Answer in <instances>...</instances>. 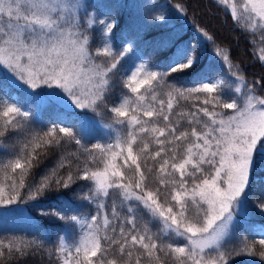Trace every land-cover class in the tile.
Instances as JSON below:
<instances>
[{
    "label": "snow or ice",
    "instance_id": "snow-or-ice-1",
    "mask_svg": "<svg viewBox=\"0 0 264 264\" xmlns=\"http://www.w3.org/2000/svg\"><path fill=\"white\" fill-rule=\"evenodd\" d=\"M229 6L234 19L260 28L264 37V0H247L240 17L237 5ZM128 7L126 0L103 7L90 0H0V171L10 174L0 205L19 207L27 199L39 207L50 193L65 195L79 184L78 198L96 205L94 215L82 216L71 201L40 210L69 228L87 229L72 250L59 238L58 252H68L63 264H72V251L75 264H142L145 255L162 264L161 252L174 264H232L234 257L255 255V238L244 233L258 232L264 248V226L257 229L251 219L264 216V193L249 203L264 175V95H257L264 81L249 84L239 71L231 80L208 72L191 85L169 79L191 71L198 54L169 30L170 16L157 11L154 0H136V15L120 29L119 15ZM175 7L185 11L183 4ZM146 29L158 32L152 53L174 49L164 68L143 61ZM125 57L132 64L121 86L129 91L113 99ZM259 59L264 62V48ZM180 98L202 100L189 127L179 122V111L172 119ZM45 113L50 123L37 130ZM108 113L111 122L104 119ZM49 146L61 149L55 167L29 182L40 163L38 149ZM33 246L3 245L9 255ZM137 246L143 252L134 259ZM110 252L118 256L109 258Z\"/></svg>",
    "mask_w": 264,
    "mask_h": 264
},
{
    "label": "trees",
    "instance_id": "trees-1",
    "mask_svg": "<svg viewBox=\"0 0 264 264\" xmlns=\"http://www.w3.org/2000/svg\"><path fill=\"white\" fill-rule=\"evenodd\" d=\"M109 2L110 0L106 3H93L92 0L90 1L94 6L100 5L101 7ZM154 3L157 11L164 10L166 14L170 16L173 28L169 30L177 34L179 42L193 48L199 56V63L191 71L188 73H173L169 79L174 78L180 84L191 85L192 82L199 80L201 76L208 72L212 73L211 78L213 79L231 80L234 78L233 72L239 71L249 84L264 81V62L259 59L261 49L264 48V37L260 36V28L251 30L247 25L245 26L241 23L239 19H234L232 13L229 12L224 5H221L218 0H154ZM177 3L184 5V12H179L177 10L175 7ZM140 14L145 21L149 24L151 23V21L148 20L146 10H142ZM130 15H136V10L131 5L121 11L119 15L120 29L127 28ZM204 32L211 36V39L203 35ZM156 35H158V32L155 30L146 29L144 31L141 54L143 55V61L147 64L153 65L157 63L164 68L167 56L174 51V49H169L167 53H152V37ZM119 42L120 32H117L116 44L118 45ZM113 50H116L115 47ZM225 55L229 57V60L225 61L223 59ZM100 59L103 61L105 58L101 57ZM135 63L138 65L141 61L137 60ZM121 64L124 68L121 72L117 73L115 78L116 88L114 89L113 99L120 96L122 91H129L127 88H122L121 76L128 70L132 61L125 57L124 60L121 61ZM230 66L232 71H229ZM141 91H143V89ZM129 95L132 94L129 93ZM208 95L210 96L212 94ZM257 95H264V93L259 91V84H257ZM162 98L167 100L166 95H163ZM194 105L203 106L202 100L180 98L178 105L174 106L172 119L177 120L175 114L179 111L183 113L179 122L189 127L188 121L192 119L191 113L196 112V107H194ZM208 107L209 110H212L211 105H208ZM217 111L224 110L217 109ZM88 115L94 114L89 111ZM55 118V116L52 117V119ZM113 118V114L111 113L106 114L104 117L106 122H111ZM197 118L207 120V117H204L202 113H199ZM145 119H147V117H145ZM49 123L48 114L45 113L43 123L35 124L34 127L37 130H43ZM9 143L15 144L16 142L13 140ZM61 143L63 144V141ZM18 148L19 146L10 149V151H17ZM68 150H65L64 154H67ZM0 151H2V149H0ZM38 151L40 152V163L38 166L31 169V174L27 177L29 182L33 178L39 181L45 172H49L55 167L57 160L61 156V149L57 147L49 146L46 149H38ZM96 163L99 164L100 167L103 166L99 159H97ZM148 163L150 165L152 162L149 161ZM17 171L19 172V170ZM61 171H63V169H61ZM129 175H131V172H129ZM9 183L10 174L0 171V187L7 190ZM84 183L86 182H80V184ZM80 191L81 188L78 184L74 186L73 191L65 195L50 193L48 197L43 198V202L39 207L34 206L35 202L27 199L19 202V205L25 206L34 217L35 223L28 228H0V252L4 253V255L0 256V264H61L64 254L68 256V252L63 254L58 252L59 238L65 237L70 245L69 250H72L73 246L78 242L82 231L86 229H82L79 226L74 229L69 228L63 221H59L54 217L41 216L40 210L49 209V206L54 208L58 203L71 201L72 205L79 209L82 216L90 217L94 215L96 213V205L88 204L79 199L77 193ZM261 193H264V175L257 178L249 203L253 204ZM9 206L13 205H0V207ZM145 219H147V217H145ZM251 219L254 221L257 229L264 226V216L256 214L252 216ZM98 223L101 229H103L102 220L98 221ZM114 223L117 222L114 221ZM150 227L153 232L158 231V227L154 223L151 224ZM244 236L249 241L255 238V245L253 247L255 255L234 257L232 264H264V260L260 258V253L264 252V248L258 243L260 238L259 233L245 232ZM30 241L34 242V246L23 253H13L9 255L8 249L3 247V245H8L9 243L22 246ZM142 252L143 250L139 249L137 246V249L134 251V259ZM71 255L72 264H75L74 251H72ZM113 255L118 256V253L110 252L109 258ZM159 256L162 264H174L173 259L166 256L163 252L159 253ZM142 264H156V261L154 259H149L145 255L142 257Z\"/></svg>",
    "mask_w": 264,
    "mask_h": 264
},
{
    "label": "rangeland",
    "instance_id": "rangeland-1",
    "mask_svg": "<svg viewBox=\"0 0 264 264\" xmlns=\"http://www.w3.org/2000/svg\"><path fill=\"white\" fill-rule=\"evenodd\" d=\"M91 1V0H90ZM93 3H106L109 0H92ZM129 5H133L136 0H126ZM221 5H224L229 12L232 13L231 7L229 5L236 4L237 5V16L240 17V13L243 9V4L247 2V0H227V3H224L223 0H218ZM241 23L245 26L247 25L251 30H257V28L253 29L251 26L247 24V22L243 18H238ZM120 126L118 125L117 128ZM106 140L108 137H105ZM119 163V161H118ZM34 217L29 213L27 208L23 205H13L9 207H0V228H28L34 225ZM87 230V229H86ZM85 230V231H86ZM66 239V238H65ZM67 241V240H66ZM68 249L70 248L69 243L67 242ZM66 257L64 254L63 259ZM63 264V261L61 262Z\"/></svg>",
    "mask_w": 264,
    "mask_h": 264
}]
</instances>
